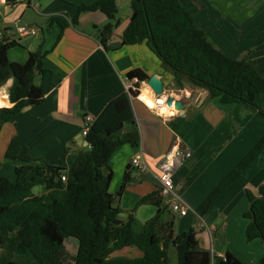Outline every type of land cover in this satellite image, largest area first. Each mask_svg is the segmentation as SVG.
<instances>
[{"label": "crops", "instance_id": "1", "mask_svg": "<svg viewBox=\"0 0 264 264\" xmlns=\"http://www.w3.org/2000/svg\"><path fill=\"white\" fill-rule=\"evenodd\" d=\"M93 1L33 0V5L18 2L11 6L0 0L2 37H15L16 25L35 26L40 31L33 39V36L20 38L19 43L24 39L25 47L18 53L13 49L8 51L9 59L24 62L28 53L42 43L45 53L41 63L46 70L35 78L42 89V102L0 125V174L12 180L15 177L14 161L4 157L13 138L25 145L29 155L39 162L64 168L72 166L79 152L90 148L81 134L84 116L96 118L111 99L127 92V73L140 68L148 78L157 74L167 94L179 97L185 90L191 94L181 111L173 106L167 110L164 97L154 95L147 80L140 84L141 91L145 89L157 101L161 99L167 111L149 108L138 98L132 102L139 143L122 145L108 162L112 170L109 192L114 205L122 209L121 219L125 220L133 211L142 225L157 212L155 205L137 202L158 190L162 163L173 162L174 192L177 200L187 207V213L180 216L172 212L163 199L167 205L163 221H172L175 235L192 229L196 249L208 251L212 264H217L227 251L245 264H259L264 243L258 238L246 241L249 219L243 214L250 204L245 190L257 196L259 187L264 185V148L205 214L199 216L195 210L264 135V115L242 102L222 104L217 98H208V92L197 90L186 80L180 86L145 42L122 44V33L131 14L126 6L121 14L123 0H117L120 22L106 48L97 37L106 22L105 15L99 11L80 14L76 25L69 23L62 30L55 25L48 28L52 15L68 20L76 14L78 6ZM180 1L209 39L232 58H240L264 42V0ZM40 37L37 42L35 38ZM11 83L12 79H8L0 85L3 102L0 107L12 105L8 99ZM258 103L264 110V94ZM136 155L143 160L142 170L131 165ZM125 172L130 179L117 195ZM45 192L43 186L32 189L35 195ZM66 241L77 245L73 238L66 239L65 244ZM125 249L133 253L132 257L141 255L135 248ZM185 250L184 240L170 246L168 264H182Z\"/></svg>", "mask_w": 264, "mask_h": 264}, {"label": "trees", "instance_id": "2", "mask_svg": "<svg viewBox=\"0 0 264 264\" xmlns=\"http://www.w3.org/2000/svg\"><path fill=\"white\" fill-rule=\"evenodd\" d=\"M15 5L17 0H4ZM130 18L122 33V44L145 42L175 81L207 90L208 98L222 104L242 102L264 115L258 103L264 94V42L247 50L242 57L232 58L209 39L180 0H131ZM99 11L106 17L99 29L98 40L106 48L114 29L119 25L117 0H95L81 4L76 14L66 20L52 15L48 28L61 30L69 23L76 25L80 14ZM19 39H0V85L8 79L11 106L0 107V125L16 119L42 102L41 86L35 78L46 73L41 59L42 43L30 51L24 62L8 57L10 48ZM144 82L148 75L140 68L129 71L126 79ZM139 94L138 84L130 90ZM136 100V99H134ZM127 92L111 99L94 118L85 136L88 150L80 151L69 168L39 162L29 155L28 148L13 138L6 149L5 159L14 161V179L0 174V264H168L167 250L182 240L186 250L182 264H212L208 251L197 250L192 229L174 234L172 221H163L167 205L159 190L142 196L137 204H152L157 212L139 225L129 212L122 220V209L114 205L109 192L112 170L111 155L122 145L137 146L139 131ZM264 148V135L196 208L205 214L226 189L241 175ZM65 172L66 179H61ZM130 179L123 176L121 190ZM35 186L46 190L32 193ZM258 195L245 190L250 207L243 215L249 222L245 238L264 243V185ZM76 241V253L69 260L65 240ZM125 248H135L140 256L113 255ZM217 264H245L230 251ZM259 264H264V255Z\"/></svg>", "mask_w": 264, "mask_h": 264}, {"label": "built area", "instance_id": "3", "mask_svg": "<svg viewBox=\"0 0 264 264\" xmlns=\"http://www.w3.org/2000/svg\"><path fill=\"white\" fill-rule=\"evenodd\" d=\"M17 2H22L28 5H33V0H17ZM39 29L35 26L30 25H16L15 27V37H10L8 39H19L24 38L27 36H33L39 34ZM2 36L0 35V39ZM142 83V82H141ZM137 80V78H134L132 80L125 79V87L126 91L134 90L136 88V85L138 84V91L141 92L140 84ZM151 108V107H149ZM154 109V108H153ZM94 118L90 115H85L82 122V129L81 134L85 138L87 135V132L90 128V125L92 124ZM131 165L133 168L137 170H142L144 168V163L140 155H136L131 159ZM173 162H163L161 165V175H160V184H159V194L162 196L163 199H166V204L168 205L169 209L179 214L180 216H183L187 213V207L184 206L180 201L177 200L175 192H174V186H173V180H172V173H173ZM61 179H66V174L63 172L61 174Z\"/></svg>", "mask_w": 264, "mask_h": 264}, {"label": "water", "instance_id": "4", "mask_svg": "<svg viewBox=\"0 0 264 264\" xmlns=\"http://www.w3.org/2000/svg\"><path fill=\"white\" fill-rule=\"evenodd\" d=\"M146 83L151 87L154 95L156 96H162L164 93V86L162 80L158 77L157 74L151 75ZM197 90H200L204 93H207V90L202 89L199 86H195ZM129 97L131 100H134L137 96L133 95L131 91H127ZM182 94L179 97H176L173 93L165 94L164 96V102L168 106H173L175 110L181 111L187 100L190 98L191 92L189 90H185L181 92ZM250 207V204H249Z\"/></svg>", "mask_w": 264, "mask_h": 264}, {"label": "rangeland", "instance_id": "5", "mask_svg": "<svg viewBox=\"0 0 264 264\" xmlns=\"http://www.w3.org/2000/svg\"><path fill=\"white\" fill-rule=\"evenodd\" d=\"M125 6L126 8H128V11L130 10V4H129V0H123V6L120 10L121 14L124 13V10H125ZM0 8H3L2 6H0ZM1 11V10H0ZM1 16V14H0ZM0 21H1V18H0ZM35 35H33V37L31 39L34 38ZM35 40L37 42H39L41 40V37L40 38H35ZM24 39L22 40V43L17 45V46H14L12 48L9 49V51H11L12 49L14 50V52H22V48L25 47V44H24ZM21 46V47H20ZM9 53V52H8ZM10 56L12 57V53H10ZM143 88V87H142ZM168 92H166V90L164 91V93L162 94V97L165 96V94H167ZM149 94V93H148ZM152 97V96H151ZM168 107V106H167ZM72 241H66V244H65V247H66V253H67V257L69 260H71L75 253H76V245L74 244H71ZM76 242V241H75ZM123 255V256H130L132 257L133 256V253L131 251H128L127 249H123V250H120V251H117L116 253H114L113 255Z\"/></svg>", "mask_w": 264, "mask_h": 264}, {"label": "bare ground", "instance_id": "6", "mask_svg": "<svg viewBox=\"0 0 264 264\" xmlns=\"http://www.w3.org/2000/svg\"><path fill=\"white\" fill-rule=\"evenodd\" d=\"M151 94L147 93V90L143 89L140 94H139V98L145 105H147L148 107L151 108H159L161 110H164L165 106L163 103H161V99L157 101V99H154L153 97H151ZM3 98V97H2ZM164 100V99H163ZM5 101V100H4ZM7 102V101H6ZM0 103H3L2 101H0ZM169 108L167 110H171L172 106H168Z\"/></svg>", "mask_w": 264, "mask_h": 264}, {"label": "clouds", "instance_id": "7", "mask_svg": "<svg viewBox=\"0 0 264 264\" xmlns=\"http://www.w3.org/2000/svg\"><path fill=\"white\" fill-rule=\"evenodd\" d=\"M40 33V32H39ZM20 39V38H19ZM139 94H140V92H139ZM139 94L137 95V97L135 98V99H137V98H139ZM159 98L160 97H162V96H158ZM164 97V96H163ZM161 103H162V101H161ZM163 111H167L166 109L165 110H163Z\"/></svg>", "mask_w": 264, "mask_h": 264}]
</instances>
